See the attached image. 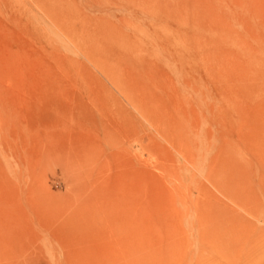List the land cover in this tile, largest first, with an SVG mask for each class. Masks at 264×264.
<instances>
[{"label":"rangeland","instance_id":"rangeland-1","mask_svg":"<svg viewBox=\"0 0 264 264\" xmlns=\"http://www.w3.org/2000/svg\"><path fill=\"white\" fill-rule=\"evenodd\" d=\"M0 73V216L43 209L55 232L8 263L170 259L221 185L257 211L233 205L251 246L233 264H264V0H0Z\"/></svg>","mask_w":264,"mask_h":264},{"label":"bare ground","instance_id":"bare-ground-1","mask_svg":"<svg viewBox=\"0 0 264 264\" xmlns=\"http://www.w3.org/2000/svg\"><path fill=\"white\" fill-rule=\"evenodd\" d=\"M115 29V28H114ZM123 30V29H122ZM3 55V54H2ZM7 58V57H6ZM10 58V57H9ZM13 58V57H11ZM15 60V59H14ZM12 61V60H11ZM27 62V61H26ZM18 62H16L17 64ZM3 64V63H2ZM13 65V63H12ZM19 67V66H18ZM22 67V66H21ZM4 68V67H3ZM28 68V67H26ZM6 69V68H4ZM8 69V68H7ZM24 69V67H23ZM10 71V70H9ZM13 71V70H12ZM25 71V69H24ZM23 71V72H24ZM8 73V71H6ZM11 73V72H10ZM9 73V74H10ZM4 74V73H3ZM14 74V73H13ZM26 74V73H25ZM1 75V73H0ZM11 75V74H10ZM5 76V75H4ZM8 76V75H6ZM11 77V76H9ZM8 78V77H6ZM2 79V78H1ZM14 79V77H13ZM16 79V78H15ZM24 79V78H23ZM104 79V78H103ZM9 80V79H8ZM7 81V79H6ZM5 81V82H6ZM105 81V80H104ZM9 82V81H8ZM14 84L11 83V85ZM18 84V83H17ZM106 84V83H105ZM7 85V84H6ZM14 87V86H13ZM7 88H12V87H7ZM14 89V88H12ZM36 89V88H35ZM31 90V89H30ZM17 91V90H16ZM113 91V90H112ZM15 92V90L13 91ZM74 92V91H73ZM114 92V91H113ZM17 93V92H16ZM128 93V92H127ZM10 94V92H9ZM35 95V94H34ZM60 95V94H59ZM15 96V95H14ZM22 96V95H21ZM193 96V95H192ZM4 97V96H3ZM13 97V96H12ZM193 98V97H192ZM1 99V98H0ZM17 99V97H16ZM19 100V98H18ZM23 100V98H22ZM36 100V99H35ZM55 100V99H54ZM42 101V100H41ZM171 101V100H170ZM202 101V100H201ZM25 102V101H24ZM55 102V101H54ZM59 102V101H58ZM62 102V101H61ZM199 102V101H198ZM36 103V102H34ZM43 103V102H42ZM70 103V102H69ZM75 103V102H74ZM24 104V103H23ZM37 104V103H36ZM121 104V103H120ZM1 105V104H0ZM43 105V104H42ZM46 104H44L45 106ZM69 105V104H68ZM67 105V107H68ZM21 107V105H19ZM71 106V105H70ZM127 106V105H126ZM211 106V105H210ZM49 107V106H48ZM61 107V105H60ZM66 107V108H67ZM77 108V107H75ZM200 108V107H199ZM42 109V108H41ZM22 110V109H21ZM206 111V109H205ZM65 112V111H64ZM67 112V111H66ZM71 112V111H70ZM174 112V111H173ZM175 114V113H174ZM196 114V113H195ZM16 116V115H15ZM81 117V116H80ZM202 117V116H201ZM89 119V118H88ZM95 119V118H93ZM200 119V118H199ZM79 120V119H78ZM91 120V119H90ZM105 120V119H104ZM115 120V119H114ZM5 121V120H4ZM102 121V120H101ZM54 122V121H53ZM95 122V121H94ZM84 123V122H83ZM112 123V122H111ZM118 123V122H117ZM44 124V123H43ZM98 124V123H97ZM199 124V123H198ZM3 125V124H2ZM1 125V126H2ZM59 125V124H58ZM104 125V124H103ZM184 125V124H183ZM217 125V124H216ZM43 126V125H42ZM50 127V126H49ZM98 127V126H96ZM118 127V126H117ZM3 128V126L1 127ZM61 128V127H60ZM108 128V127H107ZM119 128V127H118ZM55 129V128H54ZM93 129V128H92ZM112 129V128H111ZM122 129V127H121ZM95 130V129H94ZM42 131V130H41ZM81 131V130H80ZM123 131V129H122ZM210 131V130H209ZM45 132V130H44ZM55 132V131H54ZM53 131L50 133V131L45 135L43 133V137L44 139H41L40 136L38 138L41 139V142L40 145L42 144V146H45V148L47 147L48 149L49 148H53V146H51V144H55V146H57L59 144V142H61V138H62V135H60L59 133H54ZM211 132V131H210ZM46 133V132H45ZM72 134V133H71ZM76 134V133H74ZM77 135V134H76ZM36 136V135H35ZM92 136V135H91ZM64 137V135H63ZM65 138V137H64ZM90 138V137H89ZM92 138V137H91ZM25 139V137H24ZM175 139V138H174ZM15 140V139H14ZM47 143V144H45ZM50 144V145H49ZM217 147V146H216ZM44 148V149H45ZM46 148V149H47ZM45 149V150H46ZM47 149V150H48ZM37 150V149H36ZM42 150V149H41ZM52 151V150H51ZM18 152H16L17 154ZM38 156V155H37ZM15 157V156H14ZM212 160V159H211ZM224 161V160H223ZM192 163V162H191ZM133 167V166H132ZM216 167V166H215ZM161 168V167H160ZM30 169V168H29ZM118 171V170H117ZM201 172V171H200ZM168 173V172H167ZM166 174V173H165ZM169 174V173H168ZM21 176V175H20ZM19 176V177H20ZM113 176V175H112ZM167 176V175H165ZM202 176V175H201ZM29 177V176H28ZM93 177V176H92ZM2 178V177H1ZM96 178V177H95ZM115 178V177H114ZM198 178V177H196ZM8 179V178H7ZM153 179V178H152ZM195 179V178H194ZM201 179V178H200ZM87 180V179H86ZM169 180V179H168ZM197 180V179H196ZM3 181V180H2ZM0 183V185H2L4 183V191L3 192H6V193H9L8 196H10V192H12L13 189H9V191L7 190L10 186V183L5 180L3 181V183ZM10 181V180H9ZM96 181V180H95ZM123 181V180H122ZM153 181V180H152ZM166 181V180H165ZM203 181V180H202ZM35 182V181H34ZM156 183V181H154ZM195 182V181H194ZM148 183V182H147ZM91 184V183H90ZM199 184V183H198ZM14 185V184H13ZM28 185V184H27ZM196 185V184H195ZM203 185V184H202ZM29 186V185H28ZM92 186V185H91ZM174 186V185H173ZM206 186V185H205ZM215 186V185H214ZM30 187V186H29ZM85 187V186H84ZM96 187V186H95ZM172 187V186H171ZM192 187V186H191ZM196 188V186H194ZM200 187V186H198ZM218 187V186H217ZM237 187V188H235ZM234 188L230 189V192L229 190L228 191H225L224 187L219 185V187L217 188V191L220 192L225 198L224 200H221L220 202V205L214 209V210H208L209 207H207V213H206V209L204 210V215L200 213V215H198L199 218H197L195 221L196 223V227L194 228L195 230V233L196 231L198 232L196 235V237L194 238H189V237H185L184 234L183 236L185 237V239H182L180 238L181 237V234L179 235V238L181 239H176L175 238V233L178 235L179 232L178 230L179 229H175L176 231H173L174 228H172L171 230L174 232L171 233L173 234L174 236H171L170 234V239L172 237V241L170 240H166L167 242L169 241V258L170 259H164V261H162V259L164 258V255L165 253L162 252V255L161 257L159 256V252H158V255L159 256L158 258H162V259H158L156 260L155 259V262L156 263H153L151 262L150 260H148V262H146V260L144 261L143 264H191V255L190 253L188 254V249L186 248V246H188L189 248V245H190V242H196V245L198 247V256H194V261L196 262V264H203L205 261L209 260V259H213L215 262L221 260V259H225V260H229V262H232V259L234 260V258L238 259V257L240 255H245L248 251H250V248L251 246H247L248 244V238H249V233H248V229L246 230V232H244V230L246 229V227L250 226V223L247 221H244V216L236 209L233 208V205L239 207L241 210L245 211L246 213L248 214H256L257 211H254V207L253 206H249L246 205V203H244V198H242V200L239 198L240 196H238V193L240 195H242V197L244 195H248L249 193V188L248 187H238V186H235ZM155 188V187H154ZM193 188V187H192ZM210 188V187H209ZM190 189V188H189ZM3 190V189H2ZM256 191V190H255ZM82 192V191H81ZM91 192V191H90ZM106 192V191H105ZM129 192V191H128ZM170 192V191H169ZM189 192V191H188ZM215 193V192H214ZM41 194V193H40ZM103 194V193H102ZM112 194V193H111ZM117 194V193H115ZM135 194V193H134ZM231 194V195H230ZM3 195V194H2ZM12 195V194H11ZM14 195V194H13ZM43 195V194H42ZM45 195V194H44ZM73 195V194H72ZM125 195V194H124ZM174 195V194H173ZM16 196V195H15ZM15 196H13L15 198ZM36 196V195H35ZM175 196V195H174ZM6 197V195H5ZM12 197V196H11ZM72 197V196H71ZM88 197V196H87ZM195 197V196H194ZM219 197V198H218ZM214 199H216L217 201H220V196H218ZM247 197V196H245ZM12 199V198H11ZM51 199V198H50ZM76 199V198H75ZM98 199V198H97ZM100 199V198H99ZM129 199V198H128ZM157 199V198H156ZM192 199V198H191ZM190 199V200H191ZM222 199V197H221ZM2 200V199H1ZM189 200V201H190ZM197 200V199H196ZM11 201V200H10ZM15 201V200H14ZM54 201V200H53ZM52 201V202H53ZM66 201V200H65ZM133 201V200H132ZM137 201V200H135ZM140 201V200H139ZM154 201V200H153ZM169 201V200H168ZM180 201V200H179ZM184 201V200H183ZM35 202V201H34ZM41 202V201H40ZM43 202V201H42ZM57 202V201H56ZM174 202V201H173ZM15 204L16 202H13L12 200V203L8 202L6 205H9V204ZM49 203V202H48ZM73 203V202H72ZM132 203V202H131ZM134 203V202H133ZM139 203V202H138ZM168 203V202H167ZM177 203V202H176ZM185 203V202H184ZM27 204H30V203H27ZM32 204V203H31ZM35 204V203H34ZM166 204V203H165ZM156 205V204H155ZM175 205V204H174ZM192 205V204H191ZM190 205V206H191ZM198 205V204H197ZM17 206V205H16ZM54 206V205H53ZM8 207L12 208L11 205H9ZM35 208V206L32 205L31 209L32 208ZM39 207V206H37ZM43 207V206H42ZM87 207V205H86ZM127 207V206H126ZM177 207V206H176ZM179 208V207H177ZM189 208V207H188ZM187 208V209H188ZM194 208V207H193ZM20 209V208H19ZM40 209H42L40 207ZM180 209V208H179ZM179 209H176L177 211L175 212H178ZM21 213L25 214V217L23 218V214H21L18 217L16 216H13L12 217V213L9 214V212H7L5 215L4 213L1 214L0 216V223H2V228L0 229V231L3 230V232L0 233V255L1 257L3 258V260L6 262V264H12V259H16V258H19V257H26L27 259L30 257L29 253H30V250L33 249L34 247V244H33V240L35 242V239L37 237L35 236H39L38 238L40 239V237H43V238H48L46 236V233L45 231L49 232L48 231V225L50 226L51 222V217L50 219L45 215L46 213L43 212V209L42 211L41 210H32V213L29 215V212L27 213L26 210V213L29 215V218H26L27 215L25 212H22V209H20ZM181 210V209H180ZM197 210V209H196ZM200 210V209H199ZM202 210V209H201ZM2 211V210H1ZM17 211L19 212V210L17 209ZM172 211V210H171ZM189 211V209L187 210ZM3 212V211H2ZM186 212V211H185ZM15 213V212H14ZM61 213V212H60ZM63 213V212H62ZM142 213V212H141ZM178 214V213H177ZM15 215V214H14ZM63 215V214H62ZM174 216V215H173ZM181 216V215H180ZM197 216V215H196ZM11 217V218H10ZM18 222V224L16 222V218ZM108 218V217H107ZM183 218V217H182ZM185 218V217H184ZM179 219V218H178ZM193 219V218H192ZM181 220V219H180ZM184 219H182L181 221H183ZM15 221V222H14ZM21 221V222H20ZM178 222V221H176ZM53 223V222H52ZM174 223V222H173ZM57 224V222H56ZM167 224V223H166ZM181 224V222H180ZM189 224V223H188ZM244 226L245 228H242L241 227ZM53 226H56L53 224ZM52 226V228H53ZM253 226V225H252ZM170 227V226H169ZM172 227H175V226H172ZM178 228H180L179 226H176ZM182 227H184L182 225ZM181 227V228H182ZM59 228V227H58ZM180 228L181 232L183 231L182 229ZM50 229V228H49ZM62 229V228H61ZM64 229V228H63ZM93 229V228H92ZM186 229V228H185ZM191 229V228H190ZM35 230V231H33ZM57 230V229H56ZM44 231V232H42ZM169 231V230H168ZM170 231V232H172ZM187 231V230H186ZM250 231V230H249ZM256 231V230H255ZM184 232V231H183ZM188 232V231H187ZM261 232V231H260ZM36 234V235H35ZM49 237H53L55 236V232H52L50 231L49 233ZM186 234V233H185ZM188 234V233H187ZM190 234V233H189ZM260 234V233H258ZM176 235V237H177ZM194 236V235H193ZM35 237V239H34ZM67 237V236H66ZM54 238V237H53ZM178 238V237H177ZM38 239V241H39ZM58 239V238H57ZM56 239V240H57ZM254 239V238H253ZM49 240V238L47 239ZM165 240V239H164ZM164 240L162 242H164ZM180 240V241H179ZM186 240V241H185ZM42 241V240H41ZM251 241V240H250ZM43 242V241H42ZM60 242V241H59ZM238 242V245L236 246ZM242 243V251L241 249L239 248V243ZM166 243V242H165ZM164 243V244H165ZM37 244V243H36ZM42 244V243H41ZM81 243L77 244L78 246L80 245ZM89 244V243H88ZM96 244V243H95ZM159 244V243H158ZM161 244V242H160ZM261 244V243H260ZM260 244H256V247L259 249L260 248ZM263 244V243H262ZM85 245V244H84ZM162 245V244H161ZM45 246V245H44ZM58 246V245H57ZM165 246V245H164ZM164 246H163V249H164ZM42 247V246H41ZM172 247H175V251H174V254L173 255V249ZM160 248V247H159ZM178 248V251H176ZM180 248V250H179ZM253 248V247H252ZM67 249V248H66ZM167 249V248H166ZM182 249V250H181ZM257 250V249H256ZM68 251V249H67ZM166 251V250H165ZM243 251H247V252H243ZM42 252V251H41ZM45 253V250L43 251ZM63 252V251H62ZM69 252V251H68ZM168 252V251H166ZM168 252V253H169ZM71 253V252H70ZM80 253V252H79ZM154 253V252H153ZM242 253V254H241ZM66 254V253H65ZM78 254V253H77ZM81 254V253H80ZM150 254V253H149ZM148 254V255H149ZM152 254V253H151ZM156 254V252H155ZM181 254V255H180ZM19 255V256H17ZM21 255V256H20ZM68 255V254H67ZM178 255H180L181 257H178ZM41 256V255H40ZM127 256V255H126ZM143 256V255H142ZM151 256V255H150ZM14 257V258H13ZM43 257V256H42ZM80 257V256H79ZM33 258V257H32ZM70 258V256H69ZM91 258V257H90ZM151 258V257H150ZM68 259V257H67ZM93 259V258H92ZM11 263H8L10 262ZM76 260V259H75ZM80 260V259H79ZM2 261V260H0ZM152 261H154V258L152 259ZM17 262V260H16ZM19 262V261H18ZM69 262V261H68ZM190 262V263H189ZM2 263V262H1ZM4 263V262H3ZM71 263V262H70ZM138 264L141 263V258H140V261L137 262ZM76 264V263H75ZM95 264V263H93ZM142 264V263H141Z\"/></svg>","mask_w":264,"mask_h":264}]
</instances>
